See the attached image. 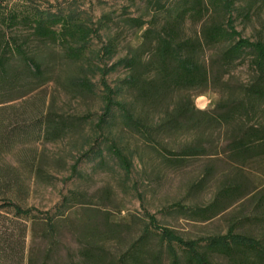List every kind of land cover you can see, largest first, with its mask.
I'll return each instance as SVG.
<instances>
[{
	"label": "trees",
	"instance_id": "obj_1",
	"mask_svg": "<svg viewBox=\"0 0 264 264\" xmlns=\"http://www.w3.org/2000/svg\"><path fill=\"white\" fill-rule=\"evenodd\" d=\"M35 1L0 0V264H55L53 241L68 221L63 213L73 198H62L56 208L62 214L45 212L42 217L16 203L22 175L6 160L23 134L56 141L78 128L74 120L43 110L28 118L15 104L44 83L51 68L39 49L51 45L80 69L72 83L79 91L92 94V78L98 76L101 114L90 150L99 164L107 157L129 179L139 151L155 153L167 164L222 159L212 199L178 205V210L200 224L240 208L228 214L224 233L193 239L145 213L141 231L116 251L118 224L101 230L85 223L84 245L69 264H264V0H144L143 14L122 20L139 35L137 44H127L119 56L121 34H106L102 41L100 31L109 17L94 22L75 0L54 10ZM253 18L258 24L245 36L237 21ZM95 38L103 42L99 49L93 48ZM119 70L123 75L111 84L109 75ZM242 70L244 77L235 76ZM208 89L219 99L199 110L193 96ZM174 137L183 143L169 158L162 151L171 155L166 139ZM77 164L72 175H78ZM249 166L261 177L255 188L245 172ZM214 167L208 165L202 178L189 185L188 195L205 187ZM29 173L41 177L40 169ZM28 232L32 242L40 238L43 248H27Z\"/></svg>",
	"mask_w": 264,
	"mask_h": 264
},
{
	"label": "rangeland",
	"instance_id": "obj_2",
	"mask_svg": "<svg viewBox=\"0 0 264 264\" xmlns=\"http://www.w3.org/2000/svg\"><path fill=\"white\" fill-rule=\"evenodd\" d=\"M68 1L71 0H36L34 4L49 6L54 10L59 4L64 5ZM75 1L94 22L103 15L109 17L100 33L102 41L106 34H121L117 56L125 53L127 44H137L139 32L126 27L122 20L127 16L143 14L144 0ZM262 16L264 18V13ZM258 21L255 18L252 22L237 21V26L245 36H249ZM102 43L99 39H93V48L99 49ZM39 51L46 52L51 69L39 88L15 104L24 108V114L28 118L36 116L43 110L74 120L78 128L56 141L34 140L23 134L10 147L6 160L22 175L23 187L20 193L14 195V201L22 207L37 210L33 213L38 217H42L45 212L62 214L56 212L62 198H73L68 205L69 208H65L63 213L68 221L53 241L51 258L55 264H69L77 259L78 251L84 245L81 226L85 223L93 224L101 230L109 223L118 224L120 245H116L114 251L126 247L141 231L146 223L145 213L154 216L161 226L174 230L185 239L226 231L228 214L239 212L238 205L237 208L234 207L223 215L200 224L186 220L178 210V205H202L212 199L220 184L224 168L222 159L210 163L212 159L200 157L192 159L185 165L167 164L155 153L139 151L135 153L130 178L124 179L107 157L105 163L99 164L98 158L91 155L90 148L95 142L94 125L101 114L98 76L92 78L94 84L92 94L79 91L76 86H72L73 78L80 73L78 66L62 59L63 55L57 46H43ZM114 60L112 59L109 64ZM243 72L239 71L235 76L244 77ZM122 75L123 70H119L110 74L108 78L111 84H114ZM218 99V93L208 89L193 96V103L197 109L204 110L210 108ZM166 141L169 143L172 156L165 151L162 152L173 158L172 152L180 150L183 139L174 137ZM222 141L221 137L219 148L223 147ZM30 160L33 161L32 164ZM76 162L78 175H72L71 168ZM210 164L215 166L213 176L208 179L204 188L188 195L189 185L201 179L204 170ZM31 169H40L41 177L29 175ZM245 172L249 176V186L255 188L261 181L259 171L249 166ZM90 210H95V214L93 215ZM23 221L30 227V219L24 218ZM26 242L28 249L33 246L37 250L44 246L38 236L32 242L29 232Z\"/></svg>",
	"mask_w": 264,
	"mask_h": 264
}]
</instances>
